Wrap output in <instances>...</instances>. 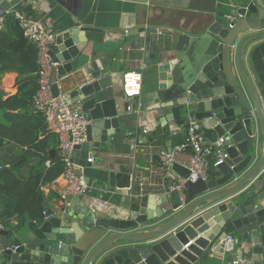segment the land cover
<instances>
[{"label":"water","instance_id":"1","mask_svg":"<svg viewBox=\"0 0 264 264\" xmlns=\"http://www.w3.org/2000/svg\"><path fill=\"white\" fill-rule=\"evenodd\" d=\"M20 1L0 0V14ZM56 1L80 6V0ZM71 10L75 18L61 17L49 48L58 63L51 94L57 95L55 81L61 79L67 99L88 121L84 142L73 147L88 182L128 189L130 173L98 166L107 136L120 131L122 87L77 57L84 46L78 45L79 31L93 28L80 25ZM229 15L206 16L190 29L170 26L168 57L162 76L156 75L165 123L184 129L194 122L201 146L222 139L214 155L227 157L211 169L215 175L185 181L183 200L179 191L171 198L137 191L116 217L100 216L79 196L70 209L57 210L38 196L45 219L28 217L26 224L0 229V264H209L224 252L228 235L240 237L248 264H264V3L234 4ZM170 170L181 180L189 174L177 162ZM0 172L12 173V166Z\"/></svg>","mask_w":264,"mask_h":264},{"label":"crops","instance_id":"2","mask_svg":"<svg viewBox=\"0 0 264 264\" xmlns=\"http://www.w3.org/2000/svg\"><path fill=\"white\" fill-rule=\"evenodd\" d=\"M252 2L264 3V0H80L78 8L72 5L66 8L56 0H21L9 9L41 20L54 33L62 16L68 20L75 18L72 8L77 13L80 25L93 28L86 32L79 31L78 45H84L77 56L81 63L86 62L89 70L99 71L101 76L110 75L120 87L123 74L131 71L141 73L139 94L127 97L120 92L125 105L135 107L139 102L140 107L137 112L132 113H127L125 106L121 108L123 118L119 121L120 131L107 136V144H102L98 153V166L130 173L131 187L110 188L105 183L89 180L87 192L79 196L82 204L97 209L100 216L116 217L117 212L119 214L125 211L129 199L137 191L156 195L165 193L168 197H173L169 186L181 178L166 169L160 158V151L183 143L185 128L181 129L173 122L165 123L156 99V75L162 76L160 71L164 66L161 63L168 57L166 49L170 46V26L190 29L201 23L206 16L227 18L233 9L232 5ZM5 13L6 10L2 15ZM136 26H145L149 30L132 34ZM158 31L162 33L159 34ZM143 63L147 65L141 69ZM16 76L12 71L1 75L0 89L4 97L16 92ZM61 84L68 96L67 86L62 82ZM68 101L79 108L76 103H72V99L68 98ZM150 134L162 137L163 142L151 143ZM133 143L137 146L132 147ZM58 148L59 141L57 151ZM155 154L159 156L157 161L153 159ZM180 158L187 159L188 153L182 154ZM46 164L48 165V161ZM77 170L82 169L78 166ZM56 179L41 186L40 195L47 206L55 210L61 208L60 205L56 206L60 189ZM67 208L70 209L69 206ZM27 218L24 224L27 223ZM9 222L11 225L18 224L14 217ZM235 238L238 243H225L224 252L211 257L209 264H231L234 258H247L240 237L235 235Z\"/></svg>","mask_w":264,"mask_h":264},{"label":"trees","instance_id":"3","mask_svg":"<svg viewBox=\"0 0 264 264\" xmlns=\"http://www.w3.org/2000/svg\"><path fill=\"white\" fill-rule=\"evenodd\" d=\"M38 70L35 44L23 36L14 14L5 13L0 29V77L8 71L17 76L14 94L4 97L0 89V167L12 166V173L0 172V222L4 228L22 225L27 217L41 220V186L63 170L58 136L48 130L43 111L33 106ZM149 141L155 144L163 138L150 134ZM209 173L215 175L211 169ZM12 217L18 224H10Z\"/></svg>","mask_w":264,"mask_h":264},{"label":"built area","instance_id":"4","mask_svg":"<svg viewBox=\"0 0 264 264\" xmlns=\"http://www.w3.org/2000/svg\"><path fill=\"white\" fill-rule=\"evenodd\" d=\"M233 6V5H232ZM11 11L7 10L6 13ZM18 21V25L22 30L23 36L37 48V63L39 70L37 71L38 89L33 95V106L36 110H42L45 115V121L48 130L54 132L59 139L58 153L63 164V170L57 177L59 191L57 197V205L59 207H68L69 201L74 196L85 194L89 188V182L82 172L77 170L74 162V145L80 144L85 140V127L87 120L83 117L79 108L73 106L67 99V94L59 79L55 81L57 95L51 94V72L56 69L58 63L51 60L49 48L54 40L52 33L45 24L31 16L20 12H12ZM4 15V14H3ZM3 15L0 14V29L3 24ZM230 15L228 14V17ZM161 34V31H158ZM147 64L141 66L145 68ZM122 92L127 97L139 94L141 87V73L138 71L126 72L122 79ZM129 104L125 105L127 113L137 112L140 107ZM146 132V130H144ZM202 138L197 132L194 122H190L185 126L184 142L175 145L169 150H161L160 158L165 164L166 169L171 168L174 162H177L189 170L186 178L173 182L169 186L171 191H179L181 193L182 185L185 181L195 182L199 179L206 181L210 177L209 170L214 166L222 163L227 155H214L215 147L218 146L222 139L219 138L215 143L201 146ZM137 144L133 143L132 147ZM188 153V158H180L182 154ZM183 200V195H180ZM45 219V212H42ZM4 228L0 222V229ZM225 243L236 244L238 240L234 236L228 235ZM248 259L245 257L234 258L231 264H247Z\"/></svg>","mask_w":264,"mask_h":264}]
</instances>
